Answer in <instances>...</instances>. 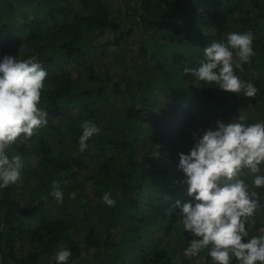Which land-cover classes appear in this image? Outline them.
<instances>
[{
  "label": "trees",
  "instance_id": "trees-1",
  "mask_svg": "<svg viewBox=\"0 0 264 264\" xmlns=\"http://www.w3.org/2000/svg\"><path fill=\"white\" fill-rule=\"evenodd\" d=\"M234 32L254 36L255 56L235 70L258 89L253 98L184 72ZM135 33L140 44L126 61L122 52L114 81L101 62ZM6 55L47 71L39 107L48 124L6 150L23 168L0 188V264H58L61 248L71 252L66 264L87 255L92 264H190L193 236L176 202L194 199L180 154L218 122L264 123V0H0V61ZM85 121L100 132L81 152ZM260 169L238 177L260 199L251 235L264 227V188L252 183ZM209 250L198 264H214Z\"/></svg>",
  "mask_w": 264,
  "mask_h": 264
},
{
  "label": "clouds",
  "instance_id": "clouds-1",
  "mask_svg": "<svg viewBox=\"0 0 264 264\" xmlns=\"http://www.w3.org/2000/svg\"><path fill=\"white\" fill-rule=\"evenodd\" d=\"M254 36L251 32L231 33L227 42H213L204 49L205 59L198 68H185L199 81L215 83L225 92L248 98L258 89L242 80L235 70L243 71L255 56ZM47 71L34 59L20 60L4 56L0 61V188L14 185L21 179L23 162L20 155L6 154L10 145L23 136L30 139L37 130L48 124V113L39 107ZM79 138L84 152L88 141L100 129L85 121ZM264 164V123L245 125L218 122L215 130H207L195 140L188 154H180L179 169L183 171L187 194L193 202H176L181 221L193 239L184 250L186 257H195L203 249H210L214 264H264V227L260 235H251L257 210L261 208L259 195L238 179L242 170L250 174L260 172ZM253 186L264 188V175H254ZM51 195L63 202L64 193L54 181ZM76 199V193L70 194ZM103 202L114 207L111 193L103 195ZM247 238V242H244ZM71 252L61 248L55 259L66 264Z\"/></svg>",
  "mask_w": 264,
  "mask_h": 264
},
{
  "label": "rangeland",
  "instance_id": "rangeland-1",
  "mask_svg": "<svg viewBox=\"0 0 264 264\" xmlns=\"http://www.w3.org/2000/svg\"><path fill=\"white\" fill-rule=\"evenodd\" d=\"M139 44H140V37L137 33H135L128 38L127 42L121 46L120 50L118 49L119 52L117 51L118 52L117 54L113 53L115 49H111L108 55L104 57V59L101 62L103 71L107 72L114 81L117 80L119 74L121 73L120 63L122 60V56H121L122 52L123 53L126 52V57H124L126 61L127 58H131L132 56L135 55V51L137 50ZM261 225L264 226V222L261 223ZM195 257H186V258L189 260L190 264L194 263V261L195 263L198 264L200 261L198 259L195 260ZM92 263H93L92 257L87 255L82 260L74 264H92Z\"/></svg>",
  "mask_w": 264,
  "mask_h": 264
}]
</instances>
